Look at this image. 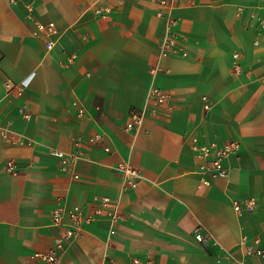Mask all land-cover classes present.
Returning a JSON list of instances; mask_svg holds the SVG:
<instances>
[{"label":"crops","instance_id":"1","mask_svg":"<svg viewBox=\"0 0 264 264\" xmlns=\"http://www.w3.org/2000/svg\"><path fill=\"white\" fill-rule=\"evenodd\" d=\"M14 1L0 0V264H46L51 214L67 224L73 206L90 220L55 264H264L248 252L264 248V0ZM193 138L238 143L227 177L198 187ZM53 150L79 157L62 166ZM94 195L118 199L121 220L95 215Z\"/></svg>","mask_w":264,"mask_h":264},{"label":"built area","instance_id":"2","mask_svg":"<svg viewBox=\"0 0 264 264\" xmlns=\"http://www.w3.org/2000/svg\"><path fill=\"white\" fill-rule=\"evenodd\" d=\"M11 3H15L14 0H10ZM158 5L160 6H167L168 2H171V0H156ZM26 9L31 11V5L26 4ZM110 10L108 8H105L103 10H98V13L102 18H106L109 14ZM158 17H163L164 13L158 12L156 14ZM172 20H168L167 22V28H169L172 25ZM262 27H264V18L261 20ZM39 29H46L48 32H53V24H48L47 26H43L41 24L38 25ZM177 42L178 38L176 34L172 31L167 33L163 40V49L164 54L169 55L176 51L177 49ZM47 48L51 47V43H47ZM76 58V55L72 54L69 56V61H72ZM239 54L234 53L233 54V70L235 72H238L240 70L239 67ZM24 85H21L18 89L19 92L22 91ZM149 97L152 102H154L157 105L160 106H166L169 109H173L175 107L174 105V99L172 95L169 92L162 91L159 89H151L149 92ZM210 107L209 103H205V109H208ZM26 118H28V115H25ZM144 112L143 111H134L131 115V120L127 122L126 124V130H132L134 128H138L142 121L144 120ZM193 150L196 152L197 156L199 157V163L197 166V171L200 175L203 176L202 181L198 184V187H205L210 185V183L213 180H217L219 178H225L228 175L227 168L224 165V161L234 154L236 150L238 149V143L234 140L225 141L220 145L217 144H201L196 138H193ZM79 142H74V147H79ZM51 154L55 157H57L62 166H67L69 163L73 162L76 158L79 156L76 154L67 156L65 153L53 150ZM119 168L124 170L125 173L130 174L134 178L139 177V172L134 169L130 168L129 166H123L119 165ZM7 172L9 174H17L18 170L16 169V163L9 161L7 164ZM127 186L129 187H135L136 181H129L127 183ZM92 203L95 205L94 214L97 216H105L109 218L112 222H118L121 220L120 215V201L118 199L111 198L109 196H101V195H94L92 197ZM243 204V207H242ZM254 206V202L252 200H241L236 201L233 203V209L236 212H242L243 210H250ZM68 223L64 224L62 220V209H57L52 212L51 214V225L56 228V238L54 240V247L51 251L47 253H36L35 257L43 260L46 264H55L56 259V253L60 252L64 249V246L66 243L70 242L77 234L78 229L80 227V224L82 221H89L83 219L81 217L82 210L78 206H73L68 210ZM195 239L198 242L204 241V236L200 231L195 232ZM250 254H253L254 256L258 258L264 259V248H255L251 249L249 248L248 251ZM134 263H138L135 261Z\"/></svg>","mask_w":264,"mask_h":264}]
</instances>
